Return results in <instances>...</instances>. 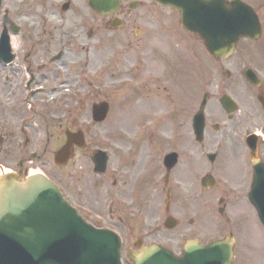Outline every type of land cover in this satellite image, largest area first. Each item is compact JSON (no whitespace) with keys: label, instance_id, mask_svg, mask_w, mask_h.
I'll return each mask as SVG.
<instances>
[{"label":"flooded vegetation","instance_id":"af4514ba","mask_svg":"<svg viewBox=\"0 0 264 264\" xmlns=\"http://www.w3.org/2000/svg\"><path fill=\"white\" fill-rule=\"evenodd\" d=\"M90 1L25 0L23 9L18 8L20 12H0L4 29L8 28L19 37L12 41L13 62L0 61L3 72L0 73V164L7 162L12 172L26 173L30 163L55 156L67 142L68 129L84 128L83 110L92 111L91 107L101 100L100 97L110 101L106 96L114 95V89L105 86V79L100 82V71L110 73L114 71V63L121 65L127 60V76H134L140 82L133 92L157 97L163 90L174 91L169 77L173 74L169 57L172 63L175 57L170 55L174 46L183 45L194 50L196 44H203L201 37L184 28L178 17L177 24L164 25L160 14L137 12L156 4L154 0H121L117 9L109 14L93 8ZM5 15L8 23H5ZM227 85L226 80L222 82L225 89ZM221 119V123L212 124L213 129L207 123L206 137L197 147L207 144L202 150L194 149L196 158L189 159L188 171H196L198 167L208 176L225 177L238 189L240 198L218 181L216 187L202 189L204 194L209 193L204 197L200 191L180 190L175 184L176 175L174 180L171 179L172 169L169 202L161 205L162 216L176 213L182 220L189 218L190 223L199 224L202 229V224L207 221L223 229L234 217L241 227L244 219H252L259 225V213L248 197L255 170L244 140L251 128L252 132L257 130L264 134V106L251 107L240 114L224 111ZM182 124L189 128V122ZM189 133L193 134L191 129ZM218 141L225 149L222 156L215 159L204 156L207 145ZM258 150L259 158L264 162V138H259ZM145 156L141 144L129 152L127 171L120 185H117L119 178L115 172L111 174L108 170L99 178H91L89 185L79 176L76 179L73 173L70 174L73 179L67 174L62 175L61 184L70 197L71 183L77 182L81 187L74 194L79 196L81 206L92 213L109 216L112 221H117L116 224L129 226L143 214L148 186L153 189L150 191L153 205L164 201L165 191L167 195V184L162 183L161 147L156 161L151 160L154 163L148 167L146 176L135 178L137 182L134 180L136 172L145 167ZM222 168H234L235 177L221 171ZM110 179L116 189L100 191L98 185H104ZM184 181L190 183L188 178ZM133 183L134 187H131ZM81 188L99 190L102 197H108L111 206L97 210L91 202L82 199ZM119 199L124 206L118 205ZM245 231L240 235H246Z\"/></svg>","mask_w":264,"mask_h":264},{"label":"water","instance_id":"95a60500","mask_svg":"<svg viewBox=\"0 0 264 264\" xmlns=\"http://www.w3.org/2000/svg\"><path fill=\"white\" fill-rule=\"evenodd\" d=\"M113 1L117 4L119 0ZM161 1L175 4V0ZM179 2L186 4L182 6L184 22L207 38L208 47L218 57L230 54L241 36L260 33L257 14L243 3L233 4L227 12H207L202 2L201 6L192 0ZM214 5L219 7L214 3L210 9L214 10ZM221 102L226 107L231 105L225 98ZM106 113L105 105L97 119H104ZM79 137L81 140L82 134L69 133L59 159L69 157L74 142L84 145ZM103 161L100 156L96 159L99 165ZM229 241L215 242L208 248L189 242L183 257L161 247L140 245V251L130 257L136 264H229L233 256ZM0 264H121L120 244L88 225L46 177L5 175L0 177Z\"/></svg>","mask_w":264,"mask_h":264},{"label":"rangeland","instance_id":"374dc122","mask_svg":"<svg viewBox=\"0 0 264 264\" xmlns=\"http://www.w3.org/2000/svg\"><path fill=\"white\" fill-rule=\"evenodd\" d=\"M247 1V0H246ZM25 0H5L4 6L11 8L10 12H20L18 8L23 9V4ZM249 3L255 4V7L259 9L260 12H264L263 7H264V0H249ZM1 12V11H0ZM137 12H166L169 16V21L170 24L171 20H173V14L174 11L172 8H165L162 6L158 5H148L146 8H142L138 10ZM157 14V13H155ZM171 15V16H170ZM264 18V13L262 14ZM168 22V21H167ZM2 26V18L0 16V35L3 30ZM12 39L16 41L17 39L19 40V37L16 35H12ZM263 47V53H264V38L255 45L248 44L247 42H243L238 50V52L232 56L231 58L226 59L225 61H220L217 63L216 61H209L206 55H203V53L206 54L204 48L201 47H196V55L198 57V61L195 63L193 61V58L190 59L189 56L193 57L192 55L185 54L182 55L181 52H183L182 49L175 48L174 52L170 55L172 58L177 57V60L173 59L171 63V58L169 57L170 61V69H175L176 65V70H174L175 75L173 73L172 78L176 79L178 83L177 85V97L175 96L173 102L168 100L166 96H161V99L163 100L162 102L158 101L157 107L161 108L160 106L163 105L161 109L172 111V118L174 119L175 123H182L188 122L186 120V116L189 115L190 112L193 110H197L199 107L200 99H202L203 94L199 96V102L195 101L193 102V105H190L188 102V98L190 97L191 94V86L193 85V81L195 85L197 86V80L198 79H203L205 78V75H207L208 78H211L213 81L219 80V79H225L224 76V69H229L231 72V78L236 79L238 74H242L243 78V72L241 71L242 68L246 65H252L255 68L261 67L262 65L257 66V64H254L253 60H250L251 58H248L247 55H250V52L253 51L251 49L252 47L258 48L259 46ZM180 53V56H179ZM189 55V56H188ZM182 56V57H181ZM180 57V58H179ZM185 57V58H184ZM204 60V61H203ZM257 63H262V60H256ZM114 66V71H110V73H103L99 72L100 77L99 80L100 82L102 79L105 77L106 74H108V77L105 78V84L108 85V87L111 89L113 88L114 91L116 90L114 97L112 96V99L114 100L113 103V110L114 112L111 113L110 120H114V124H100L97 130V134L94 137V139L89 138V143H90V148L89 151H91L93 148H104V147H110L113 149L114 153H118V158L117 161H120L121 156H123V152H126V147H127V135L133 137V136H138L139 134V122H146L147 116H153L155 115L154 112H152V108L148 107L143 101H141L140 97L138 98L137 95H133L132 97H129V94H132V91H127V66L125 69L121 68V71H118V65L113 64ZM123 66V65H122ZM2 66L0 65V73L3 74L1 71ZM95 77V74L93 75ZM195 86V87H196ZM217 91V90H215ZM198 90L196 91V96L198 94ZM244 93V92H243ZM238 94V93H237ZM239 95V94H238ZM195 96V99L197 100ZM239 96H243L240 94ZM244 96L246 94L244 93ZM110 97V96H109ZM130 99L132 101H141L143 104L140 106H136L135 102L134 103H127V99ZM131 101V102H132ZM219 104L218 100L215 102L211 103L212 105L214 104ZM253 104L252 102H250ZM127 105L131 110L127 109ZM135 109V110H134ZM113 114V115H112ZM188 117V116H187ZM189 118V117H188ZM213 118V117H212ZM214 119V118H213ZM216 120V118H215ZM164 122V119H163ZM138 124V126H137ZM157 123L155 124L154 131L157 130ZM184 127V126H183ZM182 129V128H181ZM169 130V129H168ZM167 130V131H168ZM185 134L189 137V130L184 127L182 129ZM170 132V131H169ZM143 135H148L150 133L149 128L142 130ZM171 135V132L168 136ZM144 138V137H143ZM146 138V137H145ZM175 139H179V141L183 140V136H178L173 137L172 139L169 140V142L164 143V146L168 148L173 147L172 145L173 141ZM163 142V140H161ZM160 142V143H161ZM159 140L158 138L154 139V145L158 146ZM169 145V146H168ZM209 148L210 146L207 145ZM53 146L51 145V149ZM147 151V155L145 158V167L142 166V168L139 170V172H136L137 178H143L147 174V168L151 164V160L155 158V152L153 149H145ZM188 156V155H186ZM113 161H116L115 159ZM6 166L9 164L6 162H2ZM74 163H76L75 168L77 170H80V172H84L85 174L79 175L78 178H83V182L86 184H90V175L89 173L86 172V169L89 168L90 165V160L86 159L84 157L77 159L76 161L74 160ZM73 163V164H74ZM197 166V165H196ZM32 170H44L47 171L50 174H53L55 177H57L59 180L62 178V175L64 174L61 172V170L55 165L54 160L51 161H38L34 164L30 165ZM185 165L181 166L177 169L179 172V176L181 178H195L197 174L200 172V168L197 167L196 171H188V173H184ZM90 169V168H89ZM221 171L227 173L230 177L234 178L235 177V170L234 168H222ZM30 173V172H29ZM185 174V177H184ZM136 178V176H135ZM137 182V179H134ZM73 181V180H72ZM108 184V185H107ZM102 185H98V189L102 191L100 188H102ZM111 183L109 184L104 183L105 187L104 189L107 190V192H110L112 189ZM81 186L78 185L77 182H72L70 186L71 190V195L70 199L74 202H80L79 196L75 195L74 192L75 190H79ZM131 187H134V183ZM148 196L150 195V191L153 189L151 186H148ZM103 189V190H104ZM196 189V188H195ZM197 189L200 191L199 194L201 193V188L197 186ZM99 190H88L87 188H81V197L84 201L91 202V205L95 207L97 210L101 209L102 207H106V204L104 203L105 201H108V197H102ZM106 192V191H105ZM130 190L128 189V193ZM144 195H147L146 193ZM99 208V209H98ZM156 205H153L152 207V217H151V223L147 224V226H140L135 224L130 223L129 226L133 225L132 227L128 228L127 224H121L117 225V221H111L112 224H114L115 227H118L121 231L124 233H127V250L129 245H133L135 240L137 238L143 239L147 244L152 242V240H158L162 243H164L166 246L172 248L175 252L180 254V249L182 244L186 241L191 236L195 235V228L191 227L189 222L186 221L185 224L182 226L176 227L174 230H167L164 228V224L161 222V218L158 216L157 211L155 210ZM117 220V219H116ZM119 221V219H118ZM243 229L246 230L244 235L248 239H246L240 249V257L237 262V264H264V235L261 226L258 227L257 224H254V221L252 219H244ZM110 223V222H109ZM145 225V224H143ZM203 225V231L208 234H214L217 237H221V229L218 227V224L213 223L211 221L205 222ZM157 227L161 229V231L155 233L154 231L157 229ZM239 249V247H237ZM124 261L127 264H132L131 262L128 261V258L126 259V256H124Z\"/></svg>","mask_w":264,"mask_h":264}]
</instances>
